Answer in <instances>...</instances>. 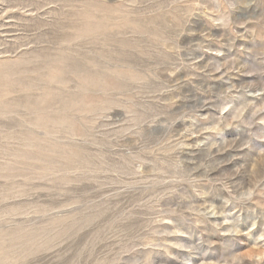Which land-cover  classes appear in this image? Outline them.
Returning a JSON list of instances; mask_svg holds the SVG:
<instances>
[{"label": "rangeland", "instance_id": "374dc122", "mask_svg": "<svg viewBox=\"0 0 264 264\" xmlns=\"http://www.w3.org/2000/svg\"><path fill=\"white\" fill-rule=\"evenodd\" d=\"M0 264H264V0H0Z\"/></svg>", "mask_w": 264, "mask_h": 264}]
</instances>
